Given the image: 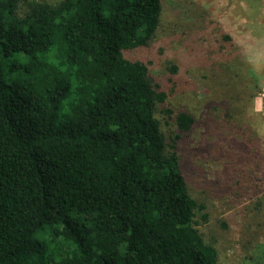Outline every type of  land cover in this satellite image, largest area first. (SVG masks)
Here are the masks:
<instances>
[{
  "label": "trees",
  "instance_id": "1",
  "mask_svg": "<svg viewBox=\"0 0 264 264\" xmlns=\"http://www.w3.org/2000/svg\"><path fill=\"white\" fill-rule=\"evenodd\" d=\"M162 8L0 0V264H220L157 117L195 125L145 60Z\"/></svg>",
  "mask_w": 264,
  "mask_h": 264
},
{
  "label": "rangeland",
  "instance_id": "2",
  "mask_svg": "<svg viewBox=\"0 0 264 264\" xmlns=\"http://www.w3.org/2000/svg\"><path fill=\"white\" fill-rule=\"evenodd\" d=\"M162 4L144 54L168 107L195 117L193 130L176 141L174 114L157 113L191 194L206 205L207 219L199 212L197 227L220 264H264V0Z\"/></svg>",
  "mask_w": 264,
  "mask_h": 264
},
{
  "label": "built area",
  "instance_id": "3",
  "mask_svg": "<svg viewBox=\"0 0 264 264\" xmlns=\"http://www.w3.org/2000/svg\"><path fill=\"white\" fill-rule=\"evenodd\" d=\"M262 89H263V90H262L261 94H262V96L264 97V87H263Z\"/></svg>",
  "mask_w": 264,
  "mask_h": 264
},
{
  "label": "crops",
  "instance_id": "4",
  "mask_svg": "<svg viewBox=\"0 0 264 264\" xmlns=\"http://www.w3.org/2000/svg\"><path fill=\"white\" fill-rule=\"evenodd\" d=\"M262 46H264V43H262Z\"/></svg>",
  "mask_w": 264,
  "mask_h": 264
}]
</instances>
